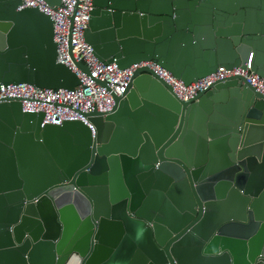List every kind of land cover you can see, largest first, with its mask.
I'll use <instances>...</instances> for the list:
<instances>
[{
    "label": "water",
    "instance_id": "95a60500",
    "mask_svg": "<svg viewBox=\"0 0 264 264\" xmlns=\"http://www.w3.org/2000/svg\"><path fill=\"white\" fill-rule=\"evenodd\" d=\"M22 3L0 0V85L78 87L53 20ZM84 39L185 85L249 60L264 80V0H94ZM84 116L94 136L0 100V264H264V96L244 77L180 100L138 68Z\"/></svg>",
    "mask_w": 264,
    "mask_h": 264
},
{
    "label": "built area",
    "instance_id": "2783aa9c",
    "mask_svg": "<svg viewBox=\"0 0 264 264\" xmlns=\"http://www.w3.org/2000/svg\"><path fill=\"white\" fill-rule=\"evenodd\" d=\"M93 1L61 0L60 5L52 9L43 0H22V6L17 10L36 8L51 17L54 23L53 40L57 45V63L73 72L80 85L73 90L39 89L25 83L0 85V100L19 99L23 112L43 114V125L58 126L65 121H79L85 124L94 136L95 130L84 114L93 111L102 114L110 112L114 106V96L124 94L138 68H150L171 87L173 94L180 100H189L213 83L231 76L244 77L249 85L264 96V80L251 71L250 60L244 68L227 70L219 67L214 73L189 85L176 80L152 62L135 64L124 70L118 69L114 62H99L84 39ZM77 63L83 64L88 69V74L80 70L76 66ZM99 82L106 87L101 86Z\"/></svg>",
    "mask_w": 264,
    "mask_h": 264
}]
</instances>
